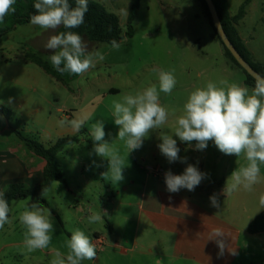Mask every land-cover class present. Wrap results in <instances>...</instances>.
I'll list each match as a JSON object with an SVG mask.
<instances>
[{
    "label": "rangeland",
    "instance_id": "374dc122",
    "mask_svg": "<svg viewBox=\"0 0 264 264\" xmlns=\"http://www.w3.org/2000/svg\"><path fill=\"white\" fill-rule=\"evenodd\" d=\"M93 1L119 18L125 34L132 0ZM245 1L227 0L228 10L236 15ZM245 13V19L238 24V31L254 58L264 64V0H250ZM133 28V36L124 35L119 49L85 41L90 52L98 51L104 59L97 61L96 66L82 77L67 72L62 74L52 67L49 60L52 50L44 46L57 29L45 30L30 23L18 26L0 38V106L10 111L9 120L45 147L63 137L79 136L81 139L56 157L65 182H59V185L54 182L47 197L41 200L29 198L13 202L9 214L12 223L6 225L0 240H24L25 228L18 217L32 202H39L51 212L54 232L51 233L49 246H58L64 240L67 242L65 231L72 233L77 228L91 240L95 233L109 234L107 223L110 220L115 223L117 233L126 228V233L132 234L136 227L133 217L137 218L139 211L130 210L125 203H136L137 193L143 188L150 168L182 174L188 164L196 165L201 172L208 174L195 188L196 191L204 188L202 196L206 199L207 190L213 191L217 187L219 204L222 208L232 204L233 213L241 220V228L246 221L250 222L264 211L259 207L264 182L254 185L252 191L240 187L227 198L220 196L232 172L246 166L243 156L223 154L211 141L205 150L196 151L194 145L181 142L175 135L173 139L180 149L179 155L187 158L186 163H169L158 148V144L162 143L158 132L173 133L175 118L181 114L183 104L194 88L202 87L208 81L220 80L245 85V74L225 56L202 4L199 0H141L140 8L135 12ZM27 54L41 57L59 74L61 81L57 82L28 62L24 58ZM6 58L13 62H5ZM153 68L174 70L176 86L170 95L160 93V103L169 109H176V113L170 115L162 129L151 132L139 149L130 152L117 136L119 128L112 116L113 101L147 86L156 85L158 88V76ZM74 120L83 122L79 129L73 127ZM61 121L64 123L61 124ZM96 121H103L104 140L118 150L125 165L122 170L124 179L117 184L112 180L111 173L103 175L109 170L108 160L93 152L95 142L90 129ZM176 169L178 172H174ZM217 176L225 180V186L212 183ZM261 176H264V165L261 166ZM132 182L135 183L132 185ZM18 184L29 187L24 183ZM122 201L124 204H121ZM125 211L130 219L127 222ZM93 213H99L102 220L89 223L87 218ZM245 233L241 238L246 247L245 264H264V234L249 235L247 230ZM15 252L16 249H7L0 256V264H19ZM53 257L43 253L41 264H50ZM110 264L126 263L112 258Z\"/></svg>",
    "mask_w": 264,
    "mask_h": 264
},
{
    "label": "clouds",
    "instance_id": "9594fccd",
    "mask_svg": "<svg viewBox=\"0 0 264 264\" xmlns=\"http://www.w3.org/2000/svg\"><path fill=\"white\" fill-rule=\"evenodd\" d=\"M15 4L16 0H0V23L4 22L6 16L15 13ZM33 7L35 13L30 17L32 25L53 31L61 26L75 29L84 23L88 0H75V7L70 5L69 0H36ZM121 43L115 39L110 41L111 47L115 49H119ZM44 47L52 50L49 56L51 65L62 74L67 72L82 77L96 66L97 61L104 59L100 52H90L82 36L75 31L51 35ZM152 71L158 76V88L156 85L147 86L134 94H123L113 101L112 116L119 128L117 136L125 142L130 152L139 149L151 132L162 129L170 115L176 113V109H169L160 103V93L170 95L176 86L174 70L153 68ZM82 123L72 121L73 127L77 129ZM158 133L162 141L158 148L169 163L187 161L186 157L179 155L180 149L173 135L189 145L194 142L196 151L205 150L211 141L223 154L243 156L247 161L246 166L232 172L228 178L231 183L227 180L222 191L226 196L240 187L252 191L254 185L264 182V176H261V166L264 165V77H255L252 88L227 80L208 81L204 86L194 88L183 104L181 114L175 118L173 133ZM90 134L95 142L93 152L109 162V170L103 175L111 173L116 184L122 181L125 165L118 150L104 140L103 121H96L91 126ZM207 177L208 174L201 172L196 165L188 164L182 174L167 171L165 183L167 191L171 193L182 188L194 191ZM55 182L59 185V181ZM48 192V188H43L41 196L46 198ZM209 200L211 206L220 207L218 194L213 193ZM259 207L264 209V194L259 197ZM11 211L5 193L0 191V229L12 223L9 216ZM18 219L25 228L23 245L28 252L49 247L51 233L54 232L49 209L39 202H32L19 214ZM87 219L89 223H96L102 220V216L93 213ZM224 236L222 229L215 228L208 239L216 241L220 248L218 255L223 254L225 243L216 238ZM66 247V254L55 251L50 264H82L85 260L94 261L97 258L96 245L79 228L72 231Z\"/></svg>",
    "mask_w": 264,
    "mask_h": 264
},
{
    "label": "crops",
    "instance_id": "0c3cea01",
    "mask_svg": "<svg viewBox=\"0 0 264 264\" xmlns=\"http://www.w3.org/2000/svg\"><path fill=\"white\" fill-rule=\"evenodd\" d=\"M4 61L13 62L10 58ZM16 132L27 139L36 140L26 135L10 120L5 118L0 120V191L3 192L13 184L24 183L29 187H35L43 182L45 161L30 151L18 138ZM192 145L194 142L190 146ZM182 149L185 150V148ZM132 170L137 171L134 168ZM174 172H178L177 169ZM173 174L179 175V173ZM147 176L143 188L137 193L134 201L136 203H125L130 210L139 211L138 217H133V220H136L134 232L126 233L124 228L123 232L117 233L115 223L110 220L107 223L109 234L95 233L92 239L97 249V258L93 264H110L112 258L126 264H245L246 247L241 242L242 234H246V230L248 232L247 224H250L263 211L249 220L250 222L246 221L244 228H241V220H238V216L233 213L232 204L224 208L221 204L219 208L211 206L209 197L213 193L219 195L216 185L215 190H207L206 199H203L202 189L205 192L204 188H199L198 191L182 188L176 193H171L167 191L166 184L159 175L148 171ZM217 177L212 183L218 184L219 187L225 186V180ZM134 183L132 182V185ZM109 184L113 185V183ZM220 196L227 198L221 191ZM112 201L116 206V202ZM121 204H124L123 201ZM126 214L125 211L127 222L130 219ZM6 225L0 229V234ZM215 228L225 232L224 237L216 238L225 243L222 255H218L220 248L216 241L208 240ZM65 232L70 239L71 233ZM60 245L28 252L23 241L0 240V256L7 249H16L15 258L18 259L19 264H41L43 253L54 255L58 250L66 254L68 251L66 241L64 240ZM233 252L235 254H232ZM82 264H91V261L85 260Z\"/></svg>",
    "mask_w": 264,
    "mask_h": 264
},
{
    "label": "trees",
    "instance_id": "16d2710c",
    "mask_svg": "<svg viewBox=\"0 0 264 264\" xmlns=\"http://www.w3.org/2000/svg\"><path fill=\"white\" fill-rule=\"evenodd\" d=\"M212 1L220 17L224 31L231 43L234 45L243 59L248 62L256 72L264 77V64L255 60L251 52L245 46L237 30L238 23L246 16L245 8L249 4L250 0H246L240 7L238 13L234 16H232L228 10L227 0ZM35 2L36 0H16V4L14 5L16 9L15 13L6 16L4 22L0 23V38L3 35L13 32L18 26L30 24V17L35 13V9L33 7ZM199 2L204 8L206 18L213 26L211 15L208 11L205 1L199 0ZM69 3L72 7H75V0H69ZM140 3L141 0H132V6L130 9L127 30L125 34H123L119 18L116 15L108 12L102 5L93 0H88V11L85 14L84 23L80 27L75 29H64L63 26H61L58 28L57 34L61 31H75L82 36L84 41L90 43L111 45L110 41L113 39L117 40V42H121L124 35L127 37H132L134 34L133 23L135 21V12L140 8ZM213 29L216 37L223 46L225 56L235 66L243 71L245 74V84L249 87H254L255 80L239 66L231 53L225 48L219 39L214 26ZM25 58L28 62L36 65L58 82L61 81L59 74L41 57L35 54H27ZM0 116L4 117L6 120H9L10 111L0 106ZM81 134H83V132ZM16 135L22 142H24L30 151L45 161L46 166L43 172V182L40 185L35 187H25V185L22 184H13L4 191L5 198L8 200L10 207L13 202L18 200H26L29 198L41 200V192L43 188L50 189L51 185L55 181L62 183L65 182L63 173L58 166L56 157L58 153L66 147L81 141L79 136L63 137L58 139L53 145L45 147L36 140L25 138L19 132H16ZM248 232L250 235H259L264 233V211L256 216L249 224Z\"/></svg>",
    "mask_w": 264,
    "mask_h": 264
},
{
    "label": "water",
    "instance_id": "95a60500",
    "mask_svg": "<svg viewBox=\"0 0 264 264\" xmlns=\"http://www.w3.org/2000/svg\"><path fill=\"white\" fill-rule=\"evenodd\" d=\"M208 11L211 15V19H212V23L213 26L218 34L219 39L221 40V42L223 43V45L225 46V48L231 53V55L233 56V58L236 60V62L239 64V66L249 75L251 76L254 80L255 77L260 76L262 77L258 72H256L251 65L246 62L243 57L239 54V52L236 50V48L234 47V45L231 43V41L229 40L227 34L224 31V28L222 26V23L220 21V17L218 15V12L216 10V7L213 3L212 0H204Z\"/></svg>",
    "mask_w": 264,
    "mask_h": 264
},
{
    "label": "built area",
    "instance_id": "2783aa9c",
    "mask_svg": "<svg viewBox=\"0 0 264 264\" xmlns=\"http://www.w3.org/2000/svg\"><path fill=\"white\" fill-rule=\"evenodd\" d=\"M148 171L159 175L161 180L164 182V184H166L165 183V173L166 172L164 170H162L161 168H150Z\"/></svg>",
    "mask_w": 264,
    "mask_h": 264
}]
</instances>
